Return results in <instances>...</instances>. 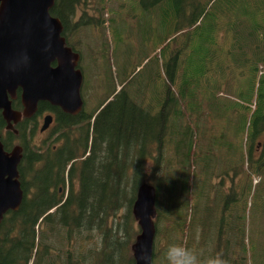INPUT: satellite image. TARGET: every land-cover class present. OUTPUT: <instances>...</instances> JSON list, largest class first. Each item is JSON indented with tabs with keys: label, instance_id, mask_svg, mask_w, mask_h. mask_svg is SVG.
<instances>
[{
	"label": "trees",
	"instance_id": "obj_1",
	"mask_svg": "<svg viewBox=\"0 0 264 264\" xmlns=\"http://www.w3.org/2000/svg\"><path fill=\"white\" fill-rule=\"evenodd\" d=\"M131 3L164 29L151 59L123 55L117 85L90 109L81 91L77 116L39 103L37 116L55 114L52 142L4 132L0 116L3 149L22 147L23 191L0 223V264H134L144 183L156 192L151 264L172 243L264 264V0H55L49 13L81 56L83 30ZM102 46L87 43L93 64Z\"/></svg>",
	"mask_w": 264,
	"mask_h": 264
},
{
	"label": "water",
	"instance_id": "obj_2",
	"mask_svg": "<svg viewBox=\"0 0 264 264\" xmlns=\"http://www.w3.org/2000/svg\"><path fill=\"white\" fill-rule=\"evenodd\" d=\"M54 1L0 0V112L7 119L21 116L11 108L17 90L24 117L34 115L40 102L72 116L83 108L80 55L65 46L61 23L49 13ZM51 121L46 116L41 131ZM21 153L19 146L6 152L0 142V223L7 212L18 210L23 198L18 173ZM155 204V188L141 184L132 206L138 227L130 247L134 264H146L141 259L144 254L152 263Z\"/></svg>",
	"mask_w": 264,
	"mask_h": 264
},
{
	"label": "rangeland",
	"instance_id": "obj_3",
	"mask_svg": "<svg viewBox=\"0 0 264 264\" xmlns=\"http://www.w3.org/2000/svg\"><path fill=\"white\" fill-rule=\"evenodd\" d=\"M131 4L132 7H130L131 5L125 6L130 7L128 9L130 15L122 14L123 11L122 13L116 11L109 18L114 20L107 22L101 30L85 28L80 34L82 41L85 43L80 49L82 64L78 67L83 76L81 91L88 109L92 108L102 94L109 90L112 85H117V76L123 55L127 56L126 63L129 66L138 62L143 54H147L148 59H151L152 54L150 52L155 48L159 38H162L165 34L164 29L159 33L157 32L158 27L156 29L157 25L154 17L149 18L150 16H148V18H145L142 14H138L139 10L133 3ZM120 37H122L121 44H119ZM86 42L92 43L94 50L98 48L100 50V46L103 49L102 44L106 47L105 55L100 57L94 64L90 60V52L86 47ZM41 125L42 119H40L38 128L34 131L33 137L36 142H40L47 137V133L41 134L39 132Z\"/></svg>",
	"mask_w": 264,
	"mask_h": 264
},
{
	"label": "flooded vegetation",
	"instance_id": "obj_4",
	"mask_svg": "<svg viewBox=\"0 0 264 264\" xmlns=\"http://www.w3.org/2000/svg\"><path fill=\"white\" fill-rule=\"evenodd\" d=\"M51 17L56 18L54 16H51ZM56 19H58V18H56ZM59 22H60V20H59ZM61 26H62V31H61V36H62V32H63V29L64 28H63V25L62 24H61ZM65 46H66V43H65ZM52 66H55V64H52ZM17 100H19V102H18L19 106H17L14 109L13 108V102H15ZM37 107H38V105H37ZM11 108H12V110H14L16 112H19L21 114V116L19 117V119H14V118L7 119V118L3 117L1 115V112H0L1 120H2V122L4 124V127L2 128V130L4 132H6V131H8V132L12 131L13 133L17 134V132H18L17 130H26L25 132L28 133L29 130H35V129H37L38 128V124L40 123V119H42V125L39 128V132L41 134H46L47 133V137L45 139H47L49 142H52L56 138V135H54L55 133L54 134L52 133L53 126H54V122H55V114L53 112L46 111V112H42L39 116H37L36 115L37 114V110H36V112L34 113V115H32L30 117H24L23 114H22L23 107H22L21 101H20V90H17V92H16V99H14V100L11 101ZM46 116H51L52 121H51V123L48 125V127L44 131H41V128H42L43 123H44V118ZM70 116H72V115H70ZM75 116H77V115H75ZM64 137H65V140L69 138L68 135H66V133H65ZM15 146L21 147L20 145H17L16 144V145L13 146V148ZM21 149H22V147H21Z\"/></svg>",
	"mask_w": 264,
	"mask_h": 264
},
{
	"label": "clouds",
	"instance_id": "obj_5",
	"mask_svg": "<svg viewBox=\"0 0 264 264\" xmlns=\"http://www.w3.org/2000/svg\"><path fill=\"white\" fill-rule=\"evenodd\" d=\"M146 264H151V259L147 254L141 256ZM166 264H227L223 254L218 253L215 256L202 259L200 253L181 243L169 244L165 250Z\"/></svg>",
	"mask_w": 264,
	"mask_h": 264
}]
</instances>
